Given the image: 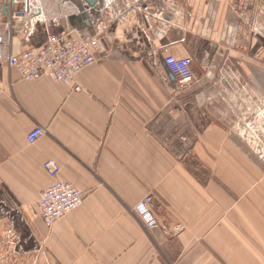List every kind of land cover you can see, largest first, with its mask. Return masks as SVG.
Instances as JSON below:
<instances>
[{"label":"crops","instance_id":"crops-1","mask_svg":"<svg viewBox=\"0 0 264 264\" xmlns=\"http://www.w3.org/2000/svg\"><path fill=\"white\" fill-rule=\"evenodd\" d=\"M38 1L18 16L0 0V216L17 231L25 218L53 264H264V164L220 118L233 93L264 101V0H153L169 16L154 46L134 21L112 25L70 82L23 80L8 58L65 30L93 35L101 16ZM167 54L194 59L187 90ZM37 125L47 133L29 143ZM47 160L85 192L51 228L38 210ZM148 194L154 228L136 210Z\"/></svg>","mask_w":264,"mask_h":264},{"label":"built area","instance_id":"built-area-1","mask_svg":"<svg viewBox=\"0 0 264 264\" xmlns=\"http://www.w3.org/2000/svg\"><path fill=\"white\" fill-rule=\"evenodd\" d=\"M101 22L93 35H82L72 30H65L57 35H51L39 49L28 48L14 51L8 58V65L20 72L23 80L34 81L48 76L57 82L73 81L76 74L96 62L95 49L99 45L101 34L112 25L134 21L136 28L149 45L154 46L152 33L162 23L169 22L165 10L154 8L148 0H103ZM18 6L16 13L28 14L31 0H12ZM4 15H0V31L6 25ZM153 52L158 51L152 48ZM167 70L174 77L180 90H187L197 79L194 70L195 61L192 57H176L167 54L164 58ZM47 133L43 125L35 126L27 134V141L35 143ZM44 170L54 181L41 190L38 200V210L44 224L51 228L54 223L83 204L85 192L73 183L59 178L60 167L55 160H47ZM154 197L148 194L136 207L141 219L149 227H156L158 222L151 212ZM24 218V217H23ZM25 222L27 220L24 218ZM14 228L9 234H14ZM34 238L38 240L35 234Z\"/></svg>","mask_w":264,"mask_h":264},{"label":"rangeland","instance_id":"rangeland-1","mask_svg":"<svg viewBox=\"0 0 264 264\" xmlns=\"http://www.w3.org/2000/svg\"><path fill=\"white\" fill-rule=\"evenodd\" d=\"M148 1L154 8L157 7L153 2L158 0ZM228 101L230 108L223 112L220 118L228 129L241 136L244 146L264 164V101L243 92L233 93ZM21 221V229L15 231L11 217L4 213L0 216V264H53L44 250L42 239L39 237L36 240L34 236L22 230L24 220ZM10 228H14L13 232L17 238L9 234ZM26 234L30 240L26 238Z\"/></svg>","mask_w":264,"mask_h":264},{"label":"water","instance_id":"water-1","mask_svg":"<svg viewBox=\"0 0 264 264\" xmlns=\"http://www.w3.org/2000/svg\"><path fill=\"white\" fill-rule=\"evenodd\" d=\"M83 3L82 5H80L79 10L83 11L86 9H90V11L93 14H97L98 16H101V9L103 8L104 5V1L103 0H82ZM83 6H85L86 8H83ZM98 6L99 10H97L95 7ZM35 8H38L39 10H41V7H39V1L38 0H31V7H30V12L28 14H21V13H17L18 16H27V15H31L33 13V11L35 10L36 15L40 14L39 12H37V10ZM7 13V5L3 6V14ZM4 22H6V18H4Z\"/></svg>","mask_w":264,"mask_h":264},{"label":"flooded vegetation","instance_id":"flooded-vegetation-1","mask_svg":"<svg viewBox=\"0 0 264 264\" xmlns=\"http://www.w3.org/2000/svg\"><path fill=\"white\" fill-rule=\"evenodd\" d=\"M16 231V230H15ZM13 237H16L17 238V235L16 234H13Z\"/></svg>","mask_w":264,"mask_h":264}]
</instances>
